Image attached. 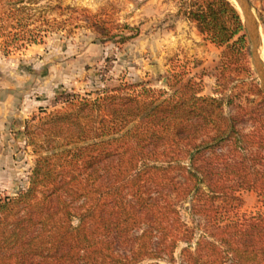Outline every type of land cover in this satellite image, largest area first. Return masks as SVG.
Listing matches in <instances>:
<instances>
[{"label":"trees","instance_id":"obj_1","mask_svg":"<svg viewBox=\"0 0 264 264\" xmlns=\"http://www.w3.org/2000/svg\"><path fill=\"white\" fill-rule=\"evenodd\" d=\"M35 3L0 0L7 53L50 30L37 25L50 21ZM179 12L223 56L245 59L248 35L232 2L188 0ZM188 74L175 64L165 89L124 82L40 107L25 127L36 154L29 185L0 197V264H162L175 261L180 241L181 264H264V99L206 95L204 75ZM242 190L263 209L227 220L216 202ZM187 199L206 220L194 245L178 208Z\"/></svg>","mask_w":264,"mask_h":264},{"label":"rangeland","instance_id":"obj_2","mask_svg":"<svg viewBox=\"0 0 264 264\" xmlns=\"http://www.w3.org/2000/svg\"><path fill=\"white\" fill-rule=\"evenodd\" d=\"M173 1L177 2L178 12L169 11L154 18L152 13L146 14L141 9L146 0H35L32 5L35 13L50 21L47 24L37 21L42 29H50L42 34V43L7 53L4 38L0 36V87L5 89L9 85L17 92L31 90L34 102L26 106L27 118L23 120L20 117L22 99L16 100V113L0 133V197L28 187L36 154L28 145L25 127L33 115L39 113L40 107L48 111L62 108L65 105L59 98L62 93L95 97L107 87L142 81L165 89L164 82L176 64L186 67L189 77L204 75L203 93L206 95L224 98L241 93L239 99L244 101L248 96L252 104L264 99L248 36L249 47L244 60L223 56L224 48L219 46L218 52L210 53V57L203 51L198 56L186 54L183 40L177 37L185 30L189 32L190 26L177 27V18L182 15L180 5L188 0ZM250 2L258 23L259 41L264 43V0ZM89 22L90 25H107L105 27L112 29L111 35L89 28ZM124 35L128 37L125 40ZM255 85L261 93L252 91ZM225 109L233 112L229 105ZM236 195L239 199L223 197L216 202L227 220L263 209L255 191L242 190ZM192 205L193 201L187 199L179 203L178 208L182 220L196 232L191 243L194 245L203 233L206 220L193 211ZM186 246L187 243L180 241L174 250L175 261L163 259L161 263L181 264V251Z\"/></svg>","mask_w":264,"mask_h":264},{"label":"crops","instance_id":"obj_3","mask_svg":"<svg viewBox=\"0 0 264 264\" xmlns=\"http://www.w3.org/2000/svg\"><path fill=\"white\" fill-rule=\"evenodd\" d=\"M141 9H143L146 14L149 13L151 15L152 13L154 18H157L158 15L166 14L169 11L171 13L178 12V5L177 2L173 0H146ZM177 21V27H179V25L190 26L189 32L185 30L183 35H178L177 37L183 40V46L185 47L184 52L186 54L194 53L198 56V53L203 51L207 54V57H210V53L215 54V52H218L216 51L218 49L217 46L203 39L205 37L198 31L194 22H191L181 14L178 16ZM11 88L12 87L9 85L6 86L5 89L0 87V133L5 130L8 120L16 113L17 108L14 106L16 100L22 99L20 108L23 110L20 117H22L23 120L27 118L26 113H24L26 106H32L34 103L31 98V90L21 89L17 92Z\"/></svg>","mask_w":264,"mask_h":264},{"label":"water","instance_id":"obj_4","mask_svg":"<svg viewBox=\"0 0 264 264\" xmlns=\"http://www.w3.org/2000/svg\"><path fill=\"white\" fill-rule=\"evenodd\" d=\"M238 2H239L242 12L244 13V17L242 18H243V23H244L246 33L251 43L252 61L255 66L257 75L260 79V85L264 93V70H263L262 61L259 55L258 23L253 13V8H252L250 0H238Z\"/></svg>","mask_w":264,"mask_h":264},{"label":"bare ground","instance_id":"obj_5","mask_svg":"<svg viewBox=\"0 0 264 264\" xmlns=\"http://www.w3.org/2000/svg\"><path fill=\"white\" fill-rule=\"evenodd\" d=\"M229 1L232 2L235 5V7L238 8V10L240 11V14L242 15V17H244V13L242 12V10L240 8L238 0H229ZM260 38H261V36H260ZM259 55H260V59L262 61V65H263V63H264V43H262L261 41H259ZM263 70H264V65H263Z\"/></svg>","mask_w":264,"mask_h":264}]
</instances>
